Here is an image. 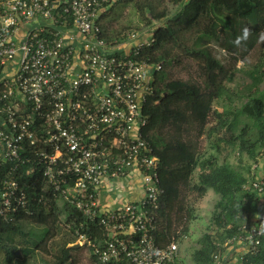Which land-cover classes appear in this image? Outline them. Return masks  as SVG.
<instances>
[{
  "label": "built area",
  "instance_id": "built-area-1",
  "mask_svg": "<svg viewBox=\"0 0 264 264\" xmlns=\"http://www.w3.org/2000/svg\"><path fill=\"white\" fill-rule=\"evenodd\" d=\"M116 1L0 0V220L33 214L26 180L40 198L105 231L89 244L79 233L84 223L74 229L98 264H174L178 243L154 239L164 192L142 133L161 67L143 58L152 30L112 39L103 32L102 16ZM256 168L243 189L262 195ZM256 207L214 263L234 248L241 263L259 254L263 201Z\"/></svg>",
  "mask_w": 264,
  "mask_h": 264
},
{
  "label": "trees",
  "instance_id": "trees-1",
  "mask_svg": "<svg viewBox=\"0 0 264 264\" xmlns=\"http://www.w3.org/2000/svg\"><path fill=\"white\" fill-rule=\"evenodd\" d=\"M120 1L132 5L139 21L152 30L153 44L143 52V58L161 67L154 75L153 94L143 108L147 124L142 131L159 160V186L164 192L154 239L161 247L172 241L179 243L195 219L196 203L211 190L218 199L190 259L193 264H214V256L225 251L224 242L237 233L258 203H264V194L243 189L251 177V168L264 157V91L249 96L236 109L225 108L229 101L227 85L237 65L245 64L262 40L264 0H166L168 6L161 10L152 0ZM102 30L107 34L103 27ZM130 31V27H123L109 39ZM215 49L228 56L227 63L215 56ZM185 61L196 64L195 78L174 79L172 69ZM263 76L264 73L254 78L253 86ZM216 102H221V110L214 108ZM204 138L208 151L202 153L199 143ZM225 148L237 152L238 167L226 157L219 160ZM23 185L33 214L21 213L10 223L0 220V251L7 264L16 257L18 245L23 246L20 251L25 257L34 253L49 256L53 251L51 264H78L74 254L82 246H68L78 240L74 229H79L81 222L84 225L79 233L89 244L105 237L102 228L89 226L73 208L62 205L61 210L57 201L40 198L26 180ZM63 211L64 219L60 216ZM25 224L43 228L42 239L28 243L27 233L22 231ZM67 224L72 225L67 228ZM86 248L90 264H98L90 245ZM108 264L128 263L121 259ZM241 264H264V236L259 254L245 256Z\"/></svg>",
  "mask_w": 264,
  "mask_h": 264
},
{
  "label": "rangeland",
  "instance_id": "rangeland-1",
  "mask_svg": "<svg viewBox=\"0 0 264 264\" xmlns=\"http://www.w3.org/2000/svg\"><path fill=\"white\" fill-rule=\"evenodd\" d=\"M151 1V0H150ZM155 4V6L161 10L163 7L168 6L166 0H152ZM168 10L171 11V8H168ZM101 26L107 30V34H114L116 32H119L123 27H130L132 32H138L140 33H146V31L149 28H146L143 23H141L138 19V14L133 8L132 5H124L120 0L116 1V4L114 5L113 10H111L104 19H102ZM126 33V32H121ZM215 56L223 61V63L228 62V56L222 52L218 51L217 49L214 50ZM264 54V33L262 35V40L260 44L256 47V49L246 58V63L241 64L239 63L236 67V73L233 77V80L228 83L227 87L229 89V92L227 93V97L229 98V101L225 103L226 109H236L239 107L242 103H244L247 98L251 95H259L264 91V76L261 79L260 83L256 86L254 85V78H257L258 75L264 73V57L262 55ZM197 67L196 64L191 61H185L182 66L180 67H174L172 69V77L174 79H180L183 81L193 79L195 78ZM214 108L217 110H221L222 105L221 102L214 103ZM243 122L244 120L241 119ZM242 124L239 125L241 127ZM199 149L202 153L208 151V141L206 138L202 139L199 143ZM224 157L228 159V161L235 167H238L239 161H238V155L236 151H232L229 148H225L221 151L219 155V160H222ZM262 165H264V157L257 165V168L255 169L256 176L261 177L264 174H262ZM261 166V167H260ZM218 199V196H215L211 190H209L206 194V196L198 201L195 205V219L190 224V231L189 234L190 238L189 245L190 247L196 239L199 238V236L204 231L205 227L208 225L210 221V217L213 211V205ZM62 205L60 206L62 210ZM62 219H64V215H60ZM22 231H25L27 233V236L25 237L26 241L30 243L34 240H40L43 237L44 230L43 228H38L34 225H28L25 224L22 227ZM39 238V239H38ZM19 236L16 237V243L19 241ZM57 242H59V238H56ZM79 245V247L82 246V248L78 249L77 252L74 254L78 258V264H90V258H89V251L86 248L87 243L84 241L77 240L73 244L69 245ZM182 246H186V244H183ZM23 246L18 245V252L16 253V257H13L10 264H19L20 262H24V264H51L52 261V254L53 251L49 256L40 255L38 253H34L28 257H25L21 253V249ZM78 247V248H79ZM16 259L17 262H16ZM0 264H7L6 261H4L3 253L0 251ZM185 264H191L190 260L185 259Z\"/></svg>",
  "mask_w": 264,
  "mask_h": 264
},
{
  "label": "crops",
  "instance_id": "crops-1",
  "mask_svg": "<svg viewBox=\"0 0 264 264\" xmlns=\"http://www.w3.org/2000/svg\"><path fill=\"white\" fill-rule=\"evenodd\" d=\"M263 169H264V165H262L261 170H263ZM262 174H264V171H262ZM261 179L263 180V177H261ZM104 195H105V193H104ZM251 212L255 213V214L258 213L257 207H255V210H253ZM189 231H190V229H189ZM189 236H190V234L188 233V235L183 237L182 240L178 243L179 257H178V260L174 264H185L186 257H187V259L190 260L191 264H193L191 259H190V255L195 249L198 248L197 240L200 238V236L198 239H196V241L194 242V244H192L191 247L189 245H187L189 243V240H190V238H188ZM183 244H186V246L185 247L182 246ZM240 259H241V249L234 248V249L228 250L225 253V256L221 257L219 259V261L217 263H214V264H241ZM17 260L18 259H16V262H17ZM19 264H24V262L19 261ZM31 264H36V263H31Z\"/></svg>",
  "mask_w": 264,
  "mask_h": 264
},
{
  "label": "water",
  "instance_id": "water-1",
  "mask_svg": "<svg viewBox=\"0 0 264 264\" xmlns=\"http://www.w3.org/2000/svg\"><path fill=\"white\" fill-rule=\"evenodd\" d=\"M78 247L79 245H73V246H70L69 248L77 249Z\"/></svg>",
  "mask_w": 264,
  "mask_h": 264
},
{
  "label": "clouds",
  "instance_id": "clouds-1",
  "mask_svg": "<svg viewBox=\"0 0 264 264\" xmlns=\"http://www.w3.org/2000/svg\"><path fill=\"white\" fill-rule=\"evenodd\" d=\"M245 32H247V29H245Z\"/></svg>",
  "mask_w": 264,
  "mask_h": 264
}]
</instances>
